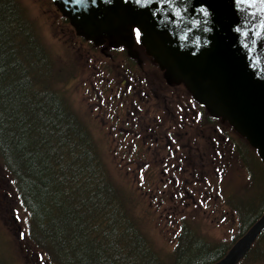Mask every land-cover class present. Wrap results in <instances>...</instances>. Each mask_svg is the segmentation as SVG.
<instances>
[{
	"label": "trees",
	"instance_id": "1",
	"mask_svg": "<svg viewBox=\"0 0 264 264\" xmlns=\"http://www.w3.org/2000/svg\"><path fill=\"white\" fill-rule=\"evenodd\" d=\"M53 74L23 6L18 0H0V172L7 177L5 191L28 213L29 247L48 264H211L264 212L262 204L248 216L243 206L224 197L237 220V233L230 242L208 241L184 218L181 225L179 221V235L169 258H161L133 219L127 196L113 182L104 149L61 90L51 86ZM172 87L176 93H186L182 86ZM194 104L205 114L201 121L195 119V134L199 135L204 118L211 127L217 119ZM108 127L105 143L114 152L126 142L125 134L115 131V125ZM213 139L229 142L234 153L229 148L222 154L225 160L211 158L212 168L223 170L232 154L248 165L241 155L243 148L264 168L243 137L238 136L239 145L225 133ZM139 143L131 142L130 148L141 149ZM195 165L208 163L196 158ZM0 198L3 211L7 198ZM15 206L13 202L9 205L14 212ZM238 264H264V229Z\"/></svg>",
	"mask_w": 264,
	"mask_h": 264
},
{
	"label": "rangeland",
	"instance_id": "2",
	"mask_svg": "<svg viewBox=\"0 0 264 264\" xmlns=\"http://www.w3.org/2000/svg\"><path fill=\"white\" fill-rule=\"evenodd\" d=\"M18 1L37 30L39 41L52 63L54 74L51 86L61 90L71 109L89 128L95 142L104 149L113 182L127 196L133 219L160 257L169 258L184 218L208 241L230 242L237 233V220L226 206L224 197L240 208L243 206L248 216H252L264 204V168L244 148L241 149V155L247 159L248 165L232 154L229 165L224 166L223 170L211 167V158L218 156L225 160L222 154L229 148L231 152L233 149L229 142L220 143L213 137L225 133L233 141L239 142V145L237 134L230 131L227 123L222 126V121L214 118L217 119L216 124L210 126L209 136H206L207 131H202L204 137L201 138L184 136L181 139L178 135V140L174 142L145 141L139 143L141 149L136 151V148H130L132 133L119 127L121 134H125L126 142L121 143V147L114 152L109 151L105 135L110 128L95 114V110L91 111L93 101L87 98L89 94L85 91L92 79L89 78V71L79 62V38L51 0ZM139 55L153 80L151 85L160 88L163 97L169 101L183 102L178 96L175 101L169 98L178 90L161 81L158 67L147 56ZM179 93L182 99H187L186 94ZM196 158L208 165H195L194 168ZM0 175V183H3L0 184V196L7 198L5 203L9 209L3 212L0 210V264H48L44 257L29 247L26 237L28 213L11 199L10 192L8 194L5 191L4 182L7 177L3 172ZM11 202L16 205V218L10 212ZM12 218L16 221L12 222ZM6 224L11 228H7ZM18 230L20 236L17 240L14 233H18ZM36 256L38 259L33 261Z\"/></svg>",
	"mask_w": 264,
	"mask_h": 264
},
{
	"label": "water",
	"instance_id": "3",
	"mask_svg": "<svg viewBox=\"0 0 264 264\" xmlns=\"http://www.w3.org/2000/svg\"><path fill=\"white\" fill-rule=\"evenodd\" d=\"M51 1L75 34L96 46H124L136 58L139 31L166 83L182 84L264 164V0ZM263 229L264 212L211 264H238Z\"/></svg>",
	"mask_w": 264,
	"mask_h": 264
},
{
	"label": "flooded vegetation",
	"instance_id": "4",
	"mask_svg": "<svg viewBox=\"0 0 264 264\" xmlns=\"http://www.w3.org/2000/svg\"><path fill=\"white\" fill-rule=\"evenodd\" d=\"M79 43L87 44L85 46L79 44V62L89 71V78L92 79L85 88L87 95L89 94L87 98L93 101L91 111L95 110V114L102 118L105 125H115V131L118 133L124 128L125 132L132 133L131 142L141 143L161 142L160 140L174 142L178 140V135L181 139L184 136L191 139L201 138L204 137L202 131L208 132L206 136L210 135L207 118H204L205 125L199 130V135L195 134V119L199 122L205 114L197 110L194 104L197 102L185 88L187 94L183 93L186 94L187 99L186 97L182 99V96L175 92L169 98L175 101V97L178 96L183 102H172L163 97L160 88L151 85L153 80L139 54L147 56L151 63L155 65L156 63L146 54L139 42L135 41L133 45V49L137 52L136 58L131 57L124 46L111 47L107 42L96 46L93 42L85 41L80 37ZM91 51L93 54H89ZM162 80L166 83L163 75ZM203 109L206 112L204 107ZM119 127L121 128L118 129ZM138 127L139 130H136ZM2 209L9 210L7 207ZM10 212H13L15 217L14 210L10 209ZM12 220V222L16 221L13 218ZM6 227L11 228L8 225ZM14 236L18 240L19 233H14Z\"/></svg>",
	"mask_w": 264,
	"mask_h": 264
},
{
	"label": "snow or ice",
	"instance_id": "5",
	"mask_svg": "<svg viewBox=\"0 0 264 264\" xmlns=\"http://www.w3.org/2000/svg\"><path fill=\"white\" fill-rule=\"evenodd\" d=\"M139 35H140L139 31H137V36L139 37ZM22 237H23V234H22Z\"/></svg>",
	"mask_w": 264,
	"mask_h": 264
}]
</instances>
